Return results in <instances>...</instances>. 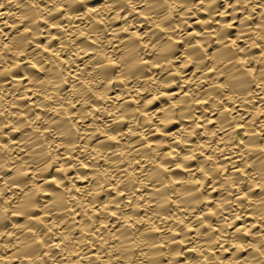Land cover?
I'll return each mask as SVG.
<instances>
[{
    "label": "clouds",
    "instance_id": "9594fccd",
    "mask_svg": "<svg viewBox=\"0 0 264 264\" xmlns=\"http://www.w3.org/2000/svg\"><path fill=\"white\" fill-rule=\"evenodd\" d=\"M0 10V264H264V0Z\"/></svg>",
    "mask_w": 264,
    "mask_h": 264
},
{
    "label": "bare ground",
    "instance_id": "6f19581e",
    "mask_svg": "<svg viewBox=\"0 0 264 264\" xmlns=\"http://www.w3.org/2000/svg\"><path fill=\"white\" fill-rule=\"evenodd\" d=\"M0 11H3V10H0ZM227 19L230 20V17L227 18ZM141 30H143V29H141ZM8 31H9V29H8V28H5V32H8ZM41 43L43 44L44 41L42 40ZM190 70H191V69H189V71H190ZM19 75H20V76H23V73H20ZM25 83H27V81H25ZM27 91H28L29 95H31V89H28ZM23 103L27 104V103H28L27 99H25V100L23 101ZM205 107H207L206 102H205ZM243 111H244V110L241 109V112H243ZM257 114L260 116V118H261L262 120H264V111H261L259 105L257 106ZM213 119H215V117H213ZM209 127H215V125H214V124H210ZM237 130L242 132V131H243V125L241 124L240 126H238V129H237ZM9 174H11V173H9ZM81 183H84V182H81ZM212 195H213V196H216L217 193L213 192ZM107 206H108V205L106 204L105 207H107ZM181 211H183V210H181ZM208 211H209V212L212 211V206H211V204H209ZM76 219H77V221H79V220H80V217L77 216ZM249 220H250V222H251V217L249 218ZM237 225L240 226V222H239V221H237ZM254 230H256V229H254ZM187 231L189 232V235H194V234H195V233H194V227L191 226V225H189ZM57 242H58V241H57ZM185 247H188V246L185 245ZM195 253H196V250H195L194 248H189V253H188V254H189L190 256H194ZM224 256H225V259H226V260H227V259H230V253H225ZM73 258H75V256H74Z\"/></svg>",
    "mask_w": 264,
    "mask_h": 264
}]
</instances>
